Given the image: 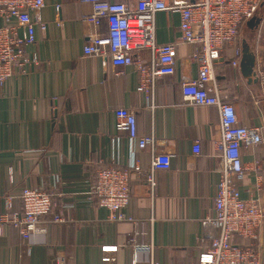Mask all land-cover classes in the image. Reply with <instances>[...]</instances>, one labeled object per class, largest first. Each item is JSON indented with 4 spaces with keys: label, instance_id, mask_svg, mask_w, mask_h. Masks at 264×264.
<instances>
[{
    "label": "crops",
    "instance_id": "0c3cea01",
    "mask_svg": "<svg viewBox=\"0 0 264 264\" xmlns=\"http://www.w3.org/2000/svg\"><path fill=\"white\" fill-rule=\"evenodd\" d=\"M44 1L31 17L46 27L37 24L36 41L25 47L26 55L40 63L30 75L10 77L0 86V215L7 196L13 198V209L21 211L19 191L32 187L58 192L67 221L47 223L46 232L35 233L29 241L5 225L0 264H55L58 257L65 264H101L103 245L123 246L116 264H130L135 257L148 260L138 250L150 244L159 264H197L200 251L210 243L203 238L202 221L213 214L220 179L213 144L220 114L215 106L182 100V76H197L196 64L185 60L194 46H179L176 73L157 80L153 97L146 96L134 66L113 68L109 60L84 54L90 37L103 36L108 29L105 20L99 26L84 20L91 10L88 4ZM178 16L157 14L158 42L179 40ZM257 52L264 58L259 43ZM220 70L222 66L216 74ZM234 82L240 122L264 129V111L255 95L242 78ZM257 87L264 96L259 82ZM122 107L136 111L139 136H154L157 147L172 155L170 169L155 174V196L149 194L147 171L152 147L140 149L127 137L116 144L114 111ZM195 142L200 143L199 154L193 152ZM242 158L250 167L256 159L263 164L261 172L247 173L242 186L246 196L258 177L264 180V143L243 149ZM115 161L122 166L138 161L141 168L131 173L125 210L131 221L108 220L109 211L90 194L96 172Z\"/></svg>",
    "mask_w": 264,
    "mask_h": 264
},
{
    "label": "built area",
    "instance_id": "2783aa9c",
    "mask_svg": "<svg viewBox=\"0 0 264 264\" xmlns=\"http://www.w3.org/2000/svg\"><path fill=\"white\" fill-rule=\"evenodd\" d=\"M80 1L91 7L84 17L86 22L99 26L105 20L108 26L105 35L90 37L84 46V54L109 60L113 68L134 66L139 88L146 96L153 97L157 80L176 73L179 46H194L185 60L196 64L197 76H182V100L194 106H215L220 114V131L213 140L220 158L217 168L220 179L213 214L202 221L203 238L209 239L210 243L200 251L197 264H261L264 180L258 177L246 196L242 194V186L247 173L250 170L261 172L263 164L261 159H256L252 167L247 166L243 162L242 151L263 145L264 129L240 122L229 96L217 82L216 71L224 65L225 47H233L235 51L230 64L235 81L241 80L242 29L262 0ZM44 6V0H0V86L10 77L30 75L40 63L37 58L26 55L25 47L36 41L34 27L37 24L42 29L46 27L31 17V12H39ZM160 12L179 15V40L158 42L155 18ZM263 27L264 22L261 31ZM258 71L259 84L264 92V58L260 56ZM114 114L116 144L122 137H127L131 142H137L140 149L152 147L153 161L147 171L149 194L155 196V174L170 169L172 155L157 147L154 136L138 135L134 109L117 108ZM193 152L199 154V142L193 145ZM134 171H141L138 161L126 166L115 161L96 172L90 194L99 207L109 211L108 220H132L125 210L130 202L131 173ZM57 197L58 192L23 187L18 194L23 210L17 211L13 209V198L7 196L5 211L0 215V234L4 226L9 225L18 231L22 240L29 241L35 233H45L47 223L66 222L65 210ZM121 247L101 246V264H116V254ZM138 251L148 254V260L135 257L130 264H159L151 244ZM55 264H65V261L58 257Z\"/></svg>",
    "mask_w": 264,
    "mask_h": 264
},
{
    "label": "water",
    "instance_id": "95a60500",
    "mask_svg": "<svg viewBox=\"0 0 264 264\" xmlns=\"http://www.w3.org/2000/svg\"><path fill=\"white\" fill-rule=\"evenodd\" d=\"M264 22V0L261 1L254 14L245 22L241 35V58L239 72L243 82L253 92L264 111V96L257 87L259 82L258 71V43L261 27ZM264 196V185H263ZM264 212V197H262ZM264 214V213H263ZM261 264H264V219L261 234Z\"/></svg>",
    "mask_w": 264,
    "mask_h": 264
},
{
    "label": "trees",
    "instance_id": "16d2710c",
    "mask_svg": "<svg viewBox=\"0 0 264 264\" xmlns=\"http://www.w3.org/2000/svg\"><path fill=\"white\" fill-rule=\"evenodd\" d=\"M259 45L264 46V27L262 28L261 35L259 38ZM234 51L235 50L233 49V47H230V46L225 47V49L223 51L226 53V54H224L225 55V61H224V65L222 67L223 70H220L217 72L216 79H217V82L220 85L221 89H223V91L225 93H227V95L229 96V101L232 102V104L234 105V107L236 109V105L234 104L235 75H234L233 66H231V64H230V57L233 56ZM229 52H231V54H228ZM22 210H23V208H22Z\"/></svg>",
    "mask_w": 264,
    "mask_h": 264
}]
</instances>
